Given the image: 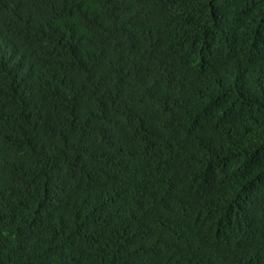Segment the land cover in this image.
I'll list each match as a JSON object with an SVG mask.
<instances>
[{
	"label": "trees",
	"instance_id": "1",
	"mask_svg": "<svg viewBox=\"0 0 264 264\" xmlns=\"http://www.w3.org/2000/svg\"><path fill=\"white\" fill-rule=\"evenodd\" d=\"M0 264H264V0H0Z\"/></svg>",
	"mask_w": 264,
	"mask_h": 264
}]
</instances>
